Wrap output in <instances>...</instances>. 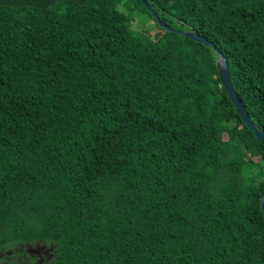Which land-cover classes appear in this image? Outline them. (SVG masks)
I'll return each instance as SVG.
<instances>
[{"label": "trees", "instance_id": "16d2710c", "mask_svg": "<svg viewBox=\"0 0 264 264\" xmlns=\"http://www.w3.org/2000/svg\"><path fill=\"white\" fill-rule=\"evenodd\" d=\"M147 2L264 131V0ZM218 58L140 0H0V264H264V141Z\"/></svg>", "mask_w": 264, "mask_h": 264}, {"label": "water", "instance_id": "95a60500", "mask_svg": "<svg viewBox=\"0 0 264 264\" xmlns=\"http://www.w3.org/2000/svg\"><path fill=\"white\" fill-rule=\"evenodd\" d=\"M140 2L143 4L145 9L148 11V13L151 15L153 21L158 24L159 26L165 28L167 31L175 33L177 35L186 36L196 42H199L201 44H204L206 46L211 47L214 49L218 54V61L216 63L218 74L222 83V86L224 90L226 91V94L228 95L232 105L234 106L239 118L241 121L245 124V126L254 134V136L260 140L264 141V131L260 130L255 126L253 121L251 120L249 114L245 110L241 100L238 98L237 93L232 85V82L230 80V76L226 67V61L223 54L216 48L215 44L208 41L205 37L200 35L199 33L195 31H182V30H175L169 26H167L164 22L160 20L155 10L149 5L147 0H140ZM260 209L263 212L264 215V194L261 196L259 200Z\"/></svg>", "mask_w": 264, "mask_h": 264}, {"label": "rangeland", "instance_id": "374dc122", "mask_svg": "<svg viewBox=\"0 0 264 264\" xmlns=\"http://www.w3.org/2000/svg\"><path fill=\"white\" fill-rule=\"evenodd\" d=\"M128 2V4H132L135 2V0H126ZM150 21H149V18L147 17V15H143L141 16L140 18H137V21H136V28H142V27H145L147 24H149Z\"/></svg>", "mask_w": 264, "mask_h": 264}]
</instances>
